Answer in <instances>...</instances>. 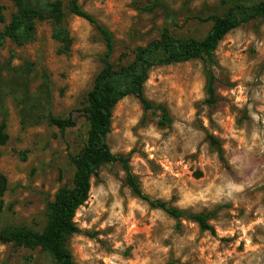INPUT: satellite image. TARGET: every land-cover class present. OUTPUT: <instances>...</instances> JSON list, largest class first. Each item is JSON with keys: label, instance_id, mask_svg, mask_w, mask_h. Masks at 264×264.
<instances>
[{"label": "rangeland", "instance_id": "rangeland-1", "mask_svg": "<svg viewBox=\"0 0 264 264\" xmlns=\"http://www.w3.org/2000/svg\"><path fill=\"white\" fill-rule=\"evenodd\" d=\"M60 1L73 40L68 54L58 53L47 20L36 24L30 43L18 47L7 41L0 48L1 63L14 70L4 73L0 92V123L5 121L10 136L0 147V175L8 182L0 198V228L42 231L46 205L62 186L71 185V156L87 141L83 109L106 46L93 24L68 11L71 0ZM221 1L164 0L168 10H149L153 0H80V5L111 31L114 60L125 54L126 63L165 30L176 37L205 38L212 28L205 19L227 11ZM29 3L45 13L38 0ZM0 5L6 18L1 32L16 9L13 0ZM215 59L217 105H206L201 60L158 66L150 71L145 96L167 108L170 125L162 126L160 112H145L129 96L116 106L108 136L112 153L130 159L145 194L180 210L212 214L215 233L188 220L177 228L165 212L133 195L119 163L106 164L75 217L79 233L68 248L76 263L264 264V21L230 32ZM48 114L71 116L77 126L61 132L43 119ZM207 134L220 142L224 159ZM0 264L56 263L40 249L0 243Z\"/></svg>", "mask_w": 264, "mask_h": 264}, {"label": "trees", "instance_id": "trees-1", "mask_svg": "<svg viewBox=\"0 0 264 264\" xmlns=\"http://www.w3.org/2000/svg\"><path fill=\"white\" fill-rule=\"evenodd\" d=\"M41 9L30 5L29 0H13L15 13L10 22L0 32V48L7 41L22 47L33 41L36 33V24L40 21H50L53 24L52 38L60 46L58 53L68 54L72 45V37L65 26L66 11L63 2L56 0H38ZM221 6L227 7L224 15H210L205 21L212 24L208 35L199 40L195 38L176 37L165 30L161 36L144 47H138L131 61H123L125 54L114 60L116 48L113 34L109 29L98 23L96 18L85 11L80 0H71L68 11L79 18L93 24L106 46L102 59L103 67L96 76L93 86L87 94V105L83 109V116L89 124L87 141L83 149L75 156H71L74 167L71 185L62 186L55 194L54 199L46 205L47 224L42 231H35L26 226L0 228V243L24 247L30 250L40 249L47 252L56 264H78L68 248L70 238L79 233L75 223L78 210L89 200L92 180L99 177L100 169L106 164L119 163L126 173V184L133 195L147 203L153 209L165 212L181 227L182 220L196 223L202 231L215 233L210 224L212 214L193 213L180 210L163 200L152 199L145 194L142 186L133 173L130 159L126 156L114 155L108 144V136L112 130L113 114L116 106L125 98L134 96L139 100L145 112H160L162 126L170 125L172 119L169 111L162 105H157L145 96V85L149 80L150 71L158 66L186 63L192 60H201L207 75L206 105L214 107L219 102L217 95V77L214 68L217 65L215 52L221 41L232 31L252 21H264V1L253 0H222ZM0 5V23L5 24L6 18ZM168 10L164 0H153L149 10ZM194 19V18H193ZM202 20V18H199ZM10 63L0 61V92L4 82V73H11ZM43 119L61 132L73 129L77 122L73 117H57L52 114ZM40 119L33 125H39ZM10 136L5 121L0 123V147L8 144ZM210 146L224 159V151L212 134H207ZM2 152L0 151V159ZM26 159V156L23 157ZM8 191V182L5 176L0 175V198Z\"/></svg>", "mask_w": 264, "mask_h": 264}]
</instances>
